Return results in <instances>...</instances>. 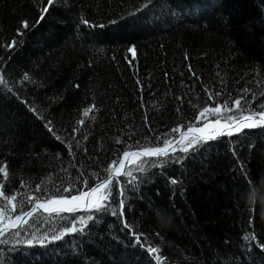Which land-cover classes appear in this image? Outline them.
I'll return each instance as SVG.
<instances>
[{
	"label": "trees",
	"instance_id": "trees-1",
	"mask_svg": "<svg viewBox=\"0 0 264 264\" xmlns=\"http://www.w3.org/2000/svg\"><path fill=\"white\" fill-rule=\"evenodd\" d=\"M0 76V185L27 212L88 192L124 151L264 110V0H0ZM192 138L113 178L108 204L124 189L123 217L36 211L15 239L74 218L84 232L44 246L6 232L0 264H264V203L245 201L250 186L264 198V125L181 151Z\"/></svg>",
	"mask_w": 264,
	"mask_h": 264
},
{
	"label": "snow or ice",
	"instance_id": "snow-or-ice-1",
	"mask_svg": "<svg viewBox=\"0 0 264 264\" xmlns=\"http://www.w3.org/2000/svg\"><path fill=\"white\" fill-rule=\"evenodd\" d=\"M49 4L52 3V0H48ZM47 9H45L46 11ZM85 24H87V21H84ZM24 27H27V24L25 23ZM101 27H103L101 25ZM15 44V41L13 42ZM9 47H11V45H9ZM130 52H134V49H129ZM23 79L25 81L29 80V76L27 74L24 75ZM7 81L4 79L3 76H0V84H6ZM217 95H219V93H217ZM253 99H255V97H253ZM235 105L237 107L241 106V100L237 99L234 101ZM261 108H264V105H261ZM220 107H216L215 109H212L211 111L213 113H219L220 112ZM247 110L246 108H242L241 111H245ZM229 111H231V109H229ZM88 109L85 110V114H87ZM209 109L208 108H204L203 113L201 115H203L204 113H208ZM256 116H259V119H255ZM228 120L237 122V126L235 127V131L239 132L242 128H255L259 125H264V110L259 111L258 113H252L249 116H241V117H236V116H229ZM239 120H244V121H253L251 123H238ZM50 123V122H49ZM215 123L217 125L220 124V120H216ZM227 127L229 128V130L227 132L224 131H218L216 132L214 135H208V136H200V137H193L187 144L186 147H182L181 151L187 153L189 152V149H193L194 151L198 150L197 148H193V146L195 145H199L202 142H206L208 140H214L217 138V136H221V135H229L231 136L233 134V131L231 130V125H227ZM190 131H192L193 129H189ZM173 131H176L175 129H173ZM195 131H202V129H195ZM57 139H59V137H57ZM170 141L165 139L164 140V147H160V148H154V149H144L143 150V154L147 157H167L169 155V146H170ZM173 152L175 151V149H171ZM123 155L125 157H127L129 155V153L127 151H124ZM115 163V161H114ZM106 171H109L106 169ZM122 170L121 169H117V175L120 174ZM138 171L140 172H144L145 168L143 167V164H141V166L139 167ZM0 173H4L5 176L8 175L6 168L5 167H0ZM126 176L131 177L132 176V172H126L124 173ZM86 186H88V181L84 182ZM131 183V182H129ZM172 184H175L176 181L172 180L171 181ZM249 183H251L249 181ZM115 187L114 181H113V177L111 175V172L109 171V176L107 179H103L97 182L96 187H91L90 188V192L91 193H96L98 192L100 189H104L106 192H108L107 196H101L99 198L98 202H94L89 204L87 207L90 209H95L96 213L100 214V213H107L110 212L111 215L113 216H118V217H123L124 213H123V209L125 207V201L127 199V196L125 195V190L121 189L119 192V195L121 197H123V199H120L119 201V208H115V207H111L108 204V200L109 197L112 196V189ZM40 186L37 185V189L39 190ZM4 189V185H0V199H2L5 203L0 205V238H4L6 235V232L8 234V236H10L16 244H24L26 243L27 245H33L35 244H39L40 246H44L45 245V240H48L49 242H53V241H60L64 238L65 234H69V233H76V232H80L83 233L84 229L80 228L77 229L75 224L77 222V219L74 218L72 219L71 223L72 226L71 227H67L64 228L62 231H60L58 234H54L51 235V237H48L47 234H45L44 236L41 237H37L35 235V233L31 234V238L27 239L26 241L24 240H18L15 239L16 237H19L21 235L20 232V228L24 227L25 225L28 224L27 220H23V217L27 216V217H32L33 214L36 212L37 208H43L45 212L48 213H53V212H74L75 209L74 207H50L49 205L52 204H65L69 202V196L67 195H63L61 191L58 190V192L56 193V196L53 197L52 199L47 200L45 203H39L37 202V204L31 209V211L25 212L23 210L24 208V204L25 201L21 200L19 203H14V201H16V195H6ZM63 191H70L68 189H65ZM256 191L255 189H253V195H255ZM90 193L89 192H80L79 196L76 195H71L70 199L71 201H78L83 197L88 196ZM113 199H115V197H113ZM32 200L31 198H29L27 200V203H31ZM14 213H18L14 216L11 214ZM8 220V223L5 222V220ZM61 219H68V217H61ZM79 222L81 224H86L87 221H92L93 220V216L89 215L87 217V220H85L83 217H79ZM17 222H21V223H17ZM124 227L127 228L129 227V225L127 224V222H125ZM133 235L135 236V239L137 241L140 240V236L136 235V233H133ZM244 241L248 242V243H252V241L254 240L253 237H249V236H244L243 237ZM9 241L8 239H0V244H7ZM264 247V246H262ZM149 253H156L158 252V249L155 247H149L148 249ZM157 260L160 259L159 256L156 257Z\"/></svg>",
	"mask_w": 264,
	"mask_h": 264
},
{
	"label": "rangeland",
	"instance_id": "rangeland-1",
	"mask_svg": "<svg viewBox=\"0 0 264 264\" xmlns=\"http://www.w3.org/2000/svg\"><path fill=\"white\" fill-rule=\"evenodd\" d=\"M215 121L216 120L210 121L201 127L195 128V129H202V131H195V129H193L192 131L195 133H198L202 136H208V135H214L218 131H226L228 129L226 122L220 120V124L217 125L215 123ZM251 122H253V121H251V120L242 121L240 123H251ZM234 129H235V127L232 129V131H235ZM187 138H189V137H187ZM187 138H184L182 141H185ZM105 195H106V191L104 189H100L98 192L92 193L88 199L86 197H83L78 201H71V199H70L68 203H65L63 205H64V207H74V209H75L74 213L78 212V211H84L85 209H90L87 207L89 204L94 203V202H98L99 198L101 196H105ZM63 205L52 204L49 206L50 207H61ZM6 223H8V222H6Z\"/></svg>",
	"mask_w": 264,
	"mask_h": 264
},
{
	"label": "water",
	"instance_id": "water-1",
	"mask_svg": "<svg viewBox=\"0 0 264 264\" xmlns=\"http://www.w3.org/2000/svg\"><path fill=\"white\" fill-rule=\"evenodd\" d=\"M255 119H259V118H255ZM242 121H244V120H239L238 121V123H240V122H242ZM237 126V122H234V123H232L231 124V130L234 128V127H236ZM229 130V128L226 130V131H224V132H227ZM187 136H189V137H200V136H202V135H200V134H197V133H195V132H193V131H190V130H186V131H183V132H181L180 134H179V137L174 141V142H172L171 144H170V146H169V153L172 151L171 149H175L176 148V146L178 145V144H180L181 142H182V140L184 139V138H186ZM222 136V135H221ZM218 137H220V136H217V138ZM208 141H211V140H208ZM147 156H145L144 154H143V152H140V151H136V152H130L129 153V155L127 156V157H125L124 156V159H123V162H122V171L120 172V174L119 175H117V172H115V173H113V174H111L112 175V177L113 178H118V177H120V176H122L123 174H124V172L127 170V168H129L131 165H133L138 159H140V158H146ZM148 158H157V157H148ZM108 178V177H107ZM106 178V179H107ZM94 187H96V185L94 186ZM90 194L88 195V196H86V198L88 199L89 197H90V195L92 194L91 192H90V190L88 191ZM63 207H64V205H63ZM32 209V208H31ZM31 209L29 210V211H31ZM37 210L38 211H42V212H44V213H46V214H59V213H66V212H53V213H48V212H45L44 211V209L43 208H37ZM28 212V211H27ZM27 216H25V217H23V220L26 218ZM19 223H21V222H19Z\"/></svg>",
	"mask_w": 264,
	"mask_h": 264
},
{
	"label": "clouds",
	"instance_id": "clouds-1",
	"mask_svg": "<svg viewBox=\"0 0 264 264\" xmlns=\"http://www.w3.org/2000/svg\"><path fill=\"white\" fill-rule=\"evenodd\" d=\"M255 188V186H250L249 188V195L245 197L246 203H248L250 206H255L256 202L259 200L261 203H264V198H258L257 194L253 195L252 189Z\"/></svg>",
	"mask_w": 264,
	"mask_h": 264
}]
</instances>
